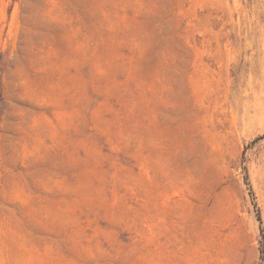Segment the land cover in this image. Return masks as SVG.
I'll return each mask as SVG.
<instances>
[{"label":"rangeland","instance_id":"obj_1","mask_svg":"<svg viewBox=\"0 0 264 264\" xmlns=\"http://www.w3.org/2000/svg\"><path fill=\"white\" fill-rule=\"evenodd\" d=\"M0 264H264V0H0Z\"/></svg>","mask_w":264,"mask_h":264},{"label":"bare ground","instance_id":"obj_2","mask_svg":"<svg viewBox=\"0 0 264 264\" xmlns=\"http://www.w3.org/2000/svg\"><path fill=\"white\" fill-rule=\"evenodd\" d=\"M228 53H229V51H228ZM232 53V52H231ZM224 55V54H223ZM232 55V54H231ZM235 55V54H234ZM233 57V56H232ZM229 58V57H228ZM237 58V57H236ZM233 60H235V59H233ZM234 62V61H233ZM239 63V62H238ZM213 64V63H212ZM219 64H221V63H219ZM224 64V63H223ZM214 65H216V64H214ZM236 65V64H235ZM220 66V65H219ZM222 68V67H221ZM224 69H225V67H223ZM220 70V69H219ZM218 70V71H219ZM233 70V69H232ZM220 72V71H219ZM219 82V81H218ZM219 86V85H218Z\"/></svg>","mask_w":264,"mask_h":264}]
</instances>
